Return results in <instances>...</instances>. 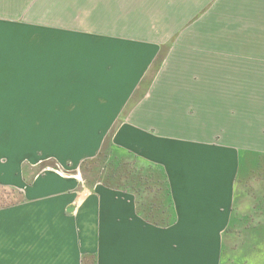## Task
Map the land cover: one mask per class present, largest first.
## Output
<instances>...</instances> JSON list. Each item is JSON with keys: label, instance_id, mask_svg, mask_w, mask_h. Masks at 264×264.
Here are the masks:
<instances>
[{"label": "crops", "instance_id": "obj_1", "mask_svg": "<svg viewBox=\"0 0 264 264\" xmlns=\"http://www.w3.org/2000/svg\"><path fill=\"white\" fill-rule=\"evenodd\" d=\"M263 91L264 0H0V264L227 263Z\"/></svg>", "mask_w": 264, "mask_h": 264}, {"label": "rangeland", "instance_id": "obj_2", "mask_svg": "<svg viewBox=\"0 0 264 264\" xmlns=\"http://www.w3.org/2000/svg\"><path fill=\"white\" fill-rule=\"evenodd\" d=\"M22 2L23 0H15V6L21 7ZM232 2L241 5L245 0ZM223 14L225 15L222 17V37H234L238 31L248 29L246 26L248 20L239 22L238 16L235 19L233 13ZM261 95H264V91L258 93L259 97L255 95V101L260 100L257 104H264L261 102V99H264ZM242 127L243 130H239L237 144L241 151L242 170L250 173L240 179L242 181L236 211L240 217L237 221L238 229L225 236L227 243L225 259L226 264H264V106L255 107L254 113L252 116L248 115L246 124H242ZM19 200L17 192L0 187V208Z\"/></svg>", "mask_w": 264, "mask_h": 264}, {"label": "trees", "instance_id": "obj_3", "mask_svg": "<svg viewBox=\"0 0 264 264\" xmlns=\"http://www.w3.org/2000/svg\"><path fill=\"white\" fill-rule=\"evenodd\" d=\"M103 162V164H105V161L103 160L102 158V155H99V157L96 159V160H93L92 162ZM146 184V186H145ZM144 184L143 182V187H142V191H146L147 189H149V187H151L152 189L155 190V194H156V197L153 198V201H154V204H153V207L154 209H150V210H154L155 211V214H158L159 215V219H152V221L156 222L157 224H169L173 219L171 213H172V204L170 202H162V200L159 198V194L164 191V188H165V185L162 181V178L156 174V177L155 179L152 181V184H149L148 182V179L146 180V183ZM147 188V189H146ZM140 190V189H138ZM137 190V191H138ZM160 212L161 213H164L163 215H160ZM166 213V215H165ZM172 219V220H171ZM227 237V236H226ZM226 240V239H225ZM225 250L227 248L226 246V241H225ZM226 252V251H225ZM83 264H96V263H86V260H84V263ZM223 264H226V263H223Z\"/></svg>", "mask_w": 264, "mask_h": 264}]
</instances>
